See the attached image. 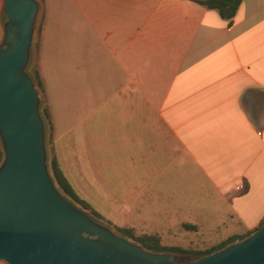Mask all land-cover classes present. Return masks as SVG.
I'll return each instance as SVG.
<instances>
[{
	"label": "crops",
	"instance_id": "1",
	"mask_svg": "<svg viewBox=\"0 0 264 264\" xmlns=\"http://www.w3.org/2000/svg\"><path fill=\"white\" fill-rule=\"evenodd\" d=\"M43 4L34 42L36 71L40 78L48 68L51 76H61L58 50L47 40L55 20ZM79 12L83 33L79 23L69 28L67 75L113 80V86L85 88L95 99L86 115L114 98L117 126L127 129L119 137L148 157L150 173L163 174L165 186L172 183L181 191L179 198L187 196L183 182L196 184L199 222L204 212L230 207L232 230L221 240L259 227L264 220V0H240L233 16L197 0H109L107 5L90 0ZM74 140L72 135L70 147ZM106 140L101 134V144ZM52 146L63 171L55 137Z\"/></svg>",
	"mask_w": 264,
	"mask_h": 264
},
{
	"label": "water",
	"instance_id": "2",
	"mask_svg": "<svg viewBox=\"0 0 264 264\" xmlns=\"http://www.w3.org/2000/svg\"><path fill=\"white\" fill-rule=\"evenodd\" d=\"M0 260L6 264H264V220L195 260L152 251L87 213L58 185L28 70L41 0H0ZM61 189V190H60Z\"/></svg>",
	"mask_w": 264,
	"mask_h": 264
},
{
	"label": "rangeland",
	"instance_id": "3",
	"mask_svg": "<svg viewBox=\"0 0 264 264\" xmlns=\"http://www.w3.org/2000/svg\"><path fill=\"white\" fill-rule=\"evenodd\" d=\"M85 1L90 0H41V4L49 5L52 11L50 19L55 20V23L51 22L53 25L47 40L49 48L51 45V48L56 47L58 50L57 65L63 73L61 76H51V68H48L47 74L40 78L41 86L37 87L41 108L48 110V165L53 156L52 137H55L66 177L72 182L78 198L89 205L97 217L89 209L85 211L94 218L104 219L106 222L100 221L116 231L118 227L134 226L136 233H159L165 245L194 250L216 244L232 230L229 225L232 219L227 215L229 206L221 204L218 214L204 212L199 222V189L195 187L196 184L190 180L183 182L187 196L179 198L181 191L172 188V183L169 187L165 186L163 174L155 177L150 173L148 157L134 153L131 150L132 141H123L119 137L127 129L117 126L114 98L108 104L104 103L105 107L86 115L95 99L93 94L86 93L85 88L113 86V80L99 77L70 78L67 75L68 31L73 24L79 23L83 33L84 21L79 7L82 8ZM108 1L96 0V3L107 5ZM72 37L74 39L76 33ZM47 53L48 58H51L49 50ZM36 68L33 57L28 71L35 75ZM104 110H107L106 114ZM103 133L107 135V140L101 144L100 135ZM72 135L75 140L70 147L69 138ZM78 206L81 207V204ZM187 222L197 224L198 228L185 229L182 224ZM174 255L177 261H189L193 257L183 253Z\"/></svg>",
	"mask_w": 264,
	"mask_h": 264
},
{
	"label": "trees",
	"instance_id": "4",
	"mask_svg": "<svg viewBox=\"0 0 264 264\" xmlns=\"http://www.w3.org/2000/svg\"><path fill=\"white\" fill-rule=\"evenodd\" d=\"M198 3L205 5L210 8H218L220 13L224 16H233L235 13V10L237 9L240 0H197ZM223 7L229 8L228 12H224ZM35 78L37 80V84L41 86L40 77L38 75V72L35 70ZM44 113L46 117H48V110L47 108L44 109ZM2 157V151L0 149V160ZM51 166L52 171L54 174V177L60 186V188L71 198H73L75 201L79 202L84 208H87L90 210V212L97 217V213L94 212L89 205H87L85 202H83L81 199L78 198L76 195L73 187L69 183L66 175L63 173L61 168L58 165V162L55 157L52 156L51 159ZM247 189L246 186H244L241 189V192H245ZM182 226L185 229H196L197 226L193 223H183ZM122 234L125 236L131 237L135 241L139 242L144 248L152 250V251H159V252H172V253H183V254H191L193 257L190 260L198 259L202 256L208 255L214 251H217L229 243L239 241L246 237L247 235L251 234L254 230L248 231L245 235H233L229 236L220 242L206 247L204 249L194 250L190 248H184L181 246L176 245H165L162 243L161 236L158 233H149V232H141L136 233L135 228L133 226H126V227H118L117 228Z\"/></svg>",
	"mask_w": 264,
	"mask_h": 264
}]
</instances>
